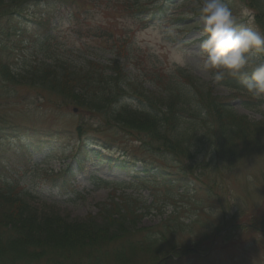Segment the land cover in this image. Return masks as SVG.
<instances>
[{"label": "rangeland", "instance_id": "1", "mask_svg": "<svg viewBox=\"0 0 264 264\" xmlns=\"http://www.w3.org/2000/svg\"><path fill=\"white\" fill-rule=\"evenodd\" d=\"M125 1L86 0L71 10L58 12L36 5L28 15L40 18L56 12L53 37L46 45L63 62L78 69L85 67L88 61L119 60L125 71L135 81L143 82L148 91L159 89L151 79L179 77L181 71H187L213 94L228 100L237 113L254 122L263 119L264 98L245 92L237 94L229 87L213 83L211 74L201 70L202 35L196 23L198 14L192 12L198 9L201 0H182V4H177L165 17L143 19L127 10ZM229 7L242 24L250 23L259 31L252 9L235 2ZM180 14L187 17L183 22L172 20ZM2 26L6 24L0 21V58L15 72H25L42 60L38 43L43 33L39 30L43 28L40 23H31L29 32L22 35L1 34ZM61 103L57 98L51 103L27 86L11 90L0 85V155H3L0 158L4 157L0 173L20 181L30 191L32 197L28 200L32 207L41 213L55 212L83 220L97 214L99 204L109 203L112 196L115 202L126 197L143 216L138 221L139 227L157 225L159 228L169 224L175 229L177 254L201 243L196 249L201 259L185 258L187 264H264V225H259L264 217V144L259 150L252 149L246 159L233 167L215 172L211 168H199L186 188L161 180H151L146 186H132L133 181L139 179L135 177L137 174L120 165L133 161L136 171L143 168L141 160L155 158L140 149L138 141L116 129L104 128L99 113L75 112L73 105ZM10 123L49 127L59 134L52 138L4 135L7 130L3 129V124ZM82 124L87 134L110 141L111 150L107 152L96 144H88L85 149L89 155L77 153L86 157L87 162L74 170L78 160L74 159L73 150L80 142L76 130ZM98 149L115 157L116 162L98 160L92 153ZM209 149L203 153L207 161L210 160ZM33 151L36 166L25 168L16 164ZM165 161L178 169L169 158ZM70 167L72 170L67 173L71 175L67 176L64 170ZM139 175L144 177L142 173ZM225 218L232 223V228L228 237L222 239L220 234L226 229L220 224ZM251 221H254L253 228L240 227ZM207 253L208 257L203 259Z\"/></svg>", "mask_w": 264, "mask_h": 264}, {"label": "trees", "instance_id": "2", "mask_svg": "<svg viewBox=\"0 0 264 264\" xmlns=\"http://www.w3.org/2000/svg\"><path fill=\"white\" fill-rule=\"evenodd\" d=\"M83 1L86 0H0V21L6 24L2 26L1 34H25L31 23L43 26L39 29L43 32L42 38L38 39L42 60L25 72H15L0 58V85L11 90L27 86L51 103L57 98L61 104L73 105L80 112L99 113L104 128L116 129L138 141L140 149L155 159L141 160L143 168L136 171L133 161L120 165L137 174L135 177L139 179L133 181L132 186H146L151 180H161L186 188L199 168H211L212 172L230 168L246 159L252 149L263 148L264 115L259 122L251 121L237 113L228 100L199 84L187 71H181L179 77L151 79L159 89L148 91L143 82L135 81L125 71L119 60L111 59L108 63L88 61L80 69L63 62L46 45L53 37V20H56V12L71 10ZM125 2L127 10L142 19L165 17L177 4H182V0ZM226 2L228 6L235 2L252 9L256 27L264 33V0ZM36 5L57 11L40 18L30 17L28 11ZM192 12L198 14L196 8ZM186 18L180 14L172 20L183 22ZM219 83L237 94L247 93L237 78L227 77ZM3 125L7 130L4 135L52 138L59 134L57 130L43 126ZM76 132L80 142L73 150V157L78 160L74 170L80 169L86 161L77 153L90 154L85 149L88 144H96L107 152L111 150L110 141L87 134L83 124ZM208 148L210 160L207 161L203 153ZM92 153L100 161L116 162L115 157L99 149ZM33 156L34 151L27 159H21L25 163L18 160L16 164L25 168L36 166ZM166 157L178 165V169L167 165ZM1 163H4V157L0 158ZM71 170V167L64 170V174L70 176L67 171ZM1 174L0 264H167L169 261L187 264L186 259H201L197 253V247L201 245L198 242L177 254L175 229L171 225L159 227L162 230L157 225L139 227L138 221L143 216L126 197L121 198L122 202H115L112 196L109 203L99 204L97 214H90L83 220L71 219L55 212L41 213L30 205L28 199L32 195L20 181ZM253 223H244L240 227L250 229L255 226ZM262 224L264 217L259 221V225ZM222 226L226 229L220 234L224 239L228 237L232 223L225 218ZM207 257L203 256V259Z\"/></svg>", "mask_w": 264, "mask_h": 264}, {"label": "clouds", "instance_id": "3", "mask_svg": "<svg viewBox=\"0 0 264 264\" xmlns=\"http://www.w3.org/2000/svg\"><path fill=\"white\" fill-rule=\"evenodd\" d=\"M197 11L201 70L213 83L237 78L247 93L264 98V33L242 24L226 0H201Z\"/></svg>", "mask_w": 264, "mask_h": 264}]
</instances>
